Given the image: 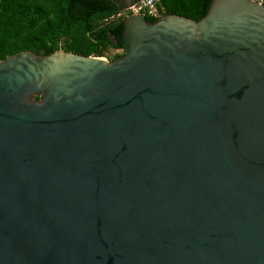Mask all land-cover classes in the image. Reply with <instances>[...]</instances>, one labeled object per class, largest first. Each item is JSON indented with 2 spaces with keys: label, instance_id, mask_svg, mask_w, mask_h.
<instances>
[{
  "label": "water",
  "instance_id": "obj_1",
  "mask_svg": "<svg viewBox=\"0 0 264 264\" xmlns=\"http://www.w3.org/2000/svg\"><path fill=\"white\" fill-rule=\"evenodd\" d=\"M121 35L0 60V264H264V6Z\"/></svg>",
  "mask_w": 264,
  "mask_h": 264
},
{
  "label": "trees",
  "instance_id": "obj_2",
  "mask_svg": "<svg viewBox=\"0 0 264 264\" xmlns=\"http://www.w3.org/2000/svg\"><path fill=\"white\" fill-rule=\"evenodd\" d=\"M210 0H159V14H176L194 21ZM122 5L113 0H0V60L20 51L46 55L63 50L80 55L123 53L122 16L111 19ZM148 23L152 17L142 12ZM107 58V57H106ZM38 98V96H35Z\"/></svg>",
  "mask_w": 264,
  "mask_h": 264
},
{
  "label": "built area",
  "instance_id": "obj_3",
  "mask_svg": "<svg viewBox=\"0 0 264 264\" xmlns=\"http://www.w3.org/2000/svg\"><path fill=\"white\" fill-rule=\"evenodd\" d=\"M159 0H132L127 6L121 7L114 15L110 16L111 19L117 17H124L126 15H132L137 13H146L152 17L159 16L156 4ZM264 6V0H251Z\"/></svg>",
  "mask_w": 264,
  "mask_h": 264
},
{
  "label": "rangeland",
  "instance_id": "obj_4",
  "mask_svg": "<svg viewBox=\"0 0 264 264\" xmlns=\"http://www.w3.org/2000/svg\"><path fill=\"white\" fill-rule=\"evenodd\" d=\"M159 16H163V14H159ZM158 17V16H157ZM120 52L119 49H109L107 52H106V57L107 58H110L114 53H118ZM105 57V56H104Z\"/></svg>",
  "mask_w": 264,
  "mask_h": 264
}]
</instances>
